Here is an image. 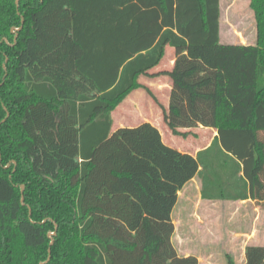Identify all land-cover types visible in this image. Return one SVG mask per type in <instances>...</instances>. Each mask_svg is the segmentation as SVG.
Masks as SVG:
<instances>
[{"label":"trees","instance_id":"trees-1","mask_svg":"<svg viewBox=\"0 0 264 264\" xmlns=\"http://www.w3.org/2000/svg\"><path fill=\"white\" fill-rule=\"evenodd\" d=\"M251 8L256 41L234 44L221 0H0V264H199L172 240L195 177L204 199L264 206V0ZM168 47L173 68L153 71ZM162 75L168 107L140 81ZM137 89L174 135H217L194 155L149 121L113 130Z\"/></svg>","mask_w":264,"mask_h":264},{"label":"rangeland","instance_id":"rangeland-1","mask_svg":"<svg viewBox=\"0 0 264 264\" xmlns=\"http://www.w3.org/2000/svg\"><path fill=\"white\" fill-rule=\"evenodd\" d=\"M251 1L221 0L222 42L256 41L257 21ZM172 53L174 49L168 47L162 62L164 67L170 65ZM144 91L141 96L135 97L138 101L141 99V103L135 104L129 100L130 106L128 104L127 109H122L124 113H121L120 117L127 124L154 118V112L146 106V98L154 101V111L158 105L153 97ZM152 91L155 94V90ZM161 97L163 99L166 96L162 94ZM124 101H127V98ZM133 105L136 110H132ZM188 133L186 137L175 136L180 148L190 152L200 148L208 136V132L198 128H191ZM200 185L198 177L188 182L180 190L178 202L172 212L175 224L172 240L178 253L197 256L199 264H229V259H232L234 264H244L245 249L248 245H264V206L255 200L240 202L203 199Z\"/></svg>","mask_w":264,"mask_h":264},{"label":"crops","instance_id":"crops-1","mask_svg":"<svg viewBox=\"0 0 264 264\" xmlns=\"http://www.w3.org/2000/svg\"><path fill=\"white\" fill-rule=\"evenodd\" d=\"M221 42H222V37H221ZM223 43H234V44H239L241 42L239 41H229V42H223ZM255 43L253 42H248V43H242V44H253ZM171 63L168 67H164V65L161 63L159 66H157L156 68L153 69V71H163V70H171L173 68V62L175 59V54L172 53L171 55ZM163 62V61H162ZM140 81L142 83H144L145 85L149 86L152 90H155V95L158 97V99L166 106H169V101H170V93H171V89H172V81L171 78L168 75H162V76H158L155 78H147V77H141ZM144 89H137L135 91H133L128 97H127V101L122 102L112 113V117H113V130L118 129L119 127H124V126H135L140 124L143 121H139L135 124H127L126 121H124L120 116L121 113H124V111L122 110L123 108L127 109L128 108V101H134L135 104L141 103L142 100L139 99L140 101H138V99H136L135 97H139L144 93ZM162 94H164L166 97H164L162 99ZM161 95V96H160ZM146 98V97H145ZM136 99V100H135ZM150 99V98H149ZM145 101V100H144ZM153 102V103H152ZM146 106L152 109V111L154 112V118L150 119V118H146V120L144 121H149L151 122L153 125H155L161 132L162 138L164 140L165 143L181 150V151H185L183 149L180 148V146L178 145V141H176V136L172 133V131L170 130V128L166 125V123L164 122L163 119V115H162V111L159 108V106L157 107V110L154 111V101L148 100L146 98ZM130 106V104H129ZM133 109L132 110H136L134 105L132 106ZM167 126V128H166ZM194 128H198L200 131H204V132H208V136L205 137L204 141H203V145L200 148H197L196 151L194 152H190V151H186V152H190L192 154H197V152L205 147H208L211 142L213 141L214 137L217 135V130L215 128H211V127H204L202 125L198 126V127H194ZM187 130V129H186ZM196 178V177H195ZM194 178V179H195ZM200 179V178H199ZM201 181V180H200ZM201 186V185H200ZM180 192V191H179ZM200 194H201V187H200ZM202 197V194H201ZM204 199V198H203ZM209 200V199H207ZM252 199H245V200H233V201H240V202H246ZM214 201H218V200H214ZM187 256V255H186Z\"/></svg>","mask_w":264,"mask_h":264},{"label":"water","instance_id":"water-1","mask_svg":"<svg viewBox=\"0 0 264 264\" xmlns=\"http://www.w3.org/2000/svg\"><path fill=\"white\" fill-rule=\"evenodd\" d=\"M19 30V28H13V31ZM0 160H1V154H0ZM25 186L22 185V191H24ZM22 201L24 202V197L22 198Z\"/></svg>","mask_w":264,"mask_h":264}]
</instances>
